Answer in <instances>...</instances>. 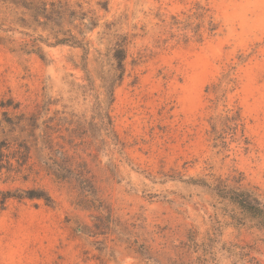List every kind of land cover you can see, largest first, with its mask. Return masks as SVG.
<instances>
[{"label":"rangeland","instance_id":"374dc122","mask_svg":"<svg viewBox=\"0 0 264 264\" xmlns=\"http://www.w3.org/2000/svg\"><path fill=\"white\" fill-rule=\"evenodd\" d=\"M40 1L65 15L22 29L0 13V264H264V224L213 190L255 191L264 205V0ZM50 33L80 46L18 50L53 44ZM33 130L39 151L25 143ZM47 157L71 168L65 180ZM79 170L99 202L81 198ZM42 192L50 203L16 198Z\"/></svg>","mask_w":264,"mask_h":264},{"label":"trees","instance_id":"16d2710c","mask_svg":"<svg viewBox=\"0 0 264 264\" xmlns=\"http://www.w3.org/2000/svg\"><path fill=\"white\" fill-rule=\"evenodd\" d=\"M67 4L62 2H51V3H42L40 0H0V13L2 14L3 22H7L13 26H17L18 28L29 29L33 26H40L43 23H52V19L61 18L65 15L67 10ZM42 20V21H41ZM3 24L0 23V26ZM54 25V24H53ZM52 32V31H51ZM65 32V31H64ZM50 36H53L54 42L53 44L48 43L47 40H39L38 38L33 39L32 41H27L20 43L18 45V50L24 53H30L37 55L40 59H43L44 56L41 53V47L38 43L46 44V46H56V45H73L76 47L80 46V43L76 41L73 37H69L66 33H60L61 37L58 35H54L50 33ZM83 48V47H82ZM126 58V45L124 41H118L115 44V48L112 49V54L110 56V61L113 65V72H110L105 78H103V85H105V89L107 90L110 98L112 97V93L115 85L121 81L124 74V61ZM109 117L107 113H104L101 108H99L98 113V125L102 131H105V135L111 140H116L114 133H112L110 126L111 123L109 121ZM230 121L233 122L234 127H238V117L237 115H232L230 117ZM36 122V121H35ZM219 124L218 122H214L212 124V129L215 131L216 126ZM34 130H37L38 126L35 123L32 125ZM32 132L30 137L32 141H26L25 143H33L34 147H36L38 141V136L35 135V132ZM110 134V135H109ZM41 142L43 148L52 152L59 154V158L65 157V155L61 151H55L49 146H51L52 139L50 135L43 134L41 137ZM5 147V143H0V171L4 168V165L9 163V159L5 158L3 149ZM25 147V146H24ZM39 151V149H38ZM50 153L52 156L53 154ZM48 158V157H47ZM58 158H48L44 161L43 168L44 170L59 180H65V173L71 172V168L68 166H63ZM75 179L78 183V187L80 190L81 198L89 203H97L99 199L95 192L93 185L91 184L90 178L87 172H83L79 170L75 173ZM217 192V195L220 198H227L229 201L238 205V207L248 214L254 220H257V223L261 226L264 224V205L260 199V196L255 191L248 190H240V189H231L226 185L218 184L214 187ZM22 196H17L16 198H27V199H42L46 204L51 202V199L47 197L43 192L42 193H23Z\"/></svg>","mask_w":264,"mask_h":264}]
</instances>
